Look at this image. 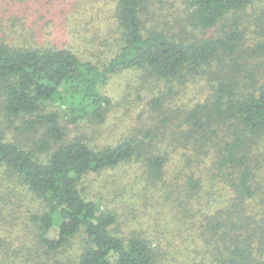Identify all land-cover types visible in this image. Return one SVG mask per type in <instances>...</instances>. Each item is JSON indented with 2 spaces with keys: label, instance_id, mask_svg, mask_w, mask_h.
Wrapping results in <instances>:
<instances>
[{
  "label": "trees",
  "instance_id": "16d2710c",
  "mask_svg": "<svg viewBox=\"0 0 264 264\" xmlns=\"http://www.w3.org/2000/svg\"><path fill=\"white\" fill-rule=\"evenodd\" d=\"M256 1L117 0L110 30L116 36L97 39L105 42L103 62L68 47L0 43V106L7 117L41 129L34 148L0 130V178H17L41 201L31 213L30 233L46 264H165L149 240L120 235L117 211L102 208L88 191L89 175L124 163H140L141 180L157 182L171 157L182 153L188 182L200 189L205 178L197 167L209 158L207 175L228 182L242 205L238 217L247 221V200L264 195L257 187L258 171L264 172V82L248 71L249 60L264 58V0L257 19L262 41L247 43L239 23ZM218 25L231 29L208 34ZM129 69L143 70L154 89L163 85L146 101L147 115L113 143L96 146L83 135L67 139L68 124L103 123L121 105L105 87ZM191 80H204L209 89L173 105ZM149 86L143 81L139 89ZM261 181L264 189L263 174ZM230 219L200 222L196 240L205 256L192 264H264V241L253 244L254 237H264L262 223L244 237L241 221ZM75 240L79 247L70 253Z\"/></svg>",
  "mask_w": 264,
  "mask_h": 264
},
{
  "label": "rangeland",
  "instance_id": "374dc122",
  "mask_svg": "<svg viewBox=\"0 0 264 264\" xmlns=\"http://www.w3.org/2000/svg\"><path fill=\"white\" fill-rule=\"evenodd\" d=\"M116 1L0 0V43L13 47H68L79 51L81 57L103 62V55H107L105 42L102 40L100 43V39H97L100 36L106 41L116 36L114 31L110 33L114 27ZM261 10L262 5L258 0L247 8L239 23L247 33L246 42L254 46L262 41L257 34V19ZM229 29L231 26L221 29L218 25L208 34H222ZM248 65L250 74L258 82H264V58L249 60ZM143 75L141 69H129L114 75L105 91L121 105L115 106L103 123L82 119L76 124H68L67 139L83 135L91 144L103 146L125 135L124 132L135 125L139 118L147 115L146 101L154 96V91L158 92L163 87L161 83L159 88L154 89L153 80L143 79ZM143 81H148L149 88L139 89ZM183 86L173 105L179 106L195 99L202 87L209 89L204 80L185 81ZM121 96H124L123 100ZM140 96L143 98L140 99ZM0 130L7 138L32 147L41 132V129L26 127L22 118L7 117L2 106ZM260 146L264 149V140ZM184 158L182 153H175L166 166L163 179L157 182H149L146 178L141 180L143 168L135 161L106 173L88 176L90 195L101 201L102 208L117 211L119 220L115 225L116 231L123 237L136 234L149 240L153 252H159L160 260L165 264H192L204 257L201 241L196 240L200 222H208L211 226L210 220L215 221L219 215L228 217L229 214L231 222H234L240 220L238 215L242 210V205L236 204L240 200L228 182L207 175L211 164L209 158L197 167L199 174L205 178L200 189L192 188L186 176ZM262 174L264 176V172L261 171L260 175L258 171L257 187L264 193L261 188ZM0 179V264H46L44 250L34 241V234L30 233L34 231L31 213L40 208L41 201L17 178L6 175ZM260 197L247 200V221L241 215L244 237L249 228L258 227L261 223L264 232V195ZM186 216H189L190 222L184 221ZM263 241L264 237L256 236L253 244L261 247ZM78 243L79 240H75L68 245L70 253L77 251ZM64 253L62 257L65 259Z\"/></svg>",
  "mask_w": 264,
  "mask_h": 264
}]
</instances>
